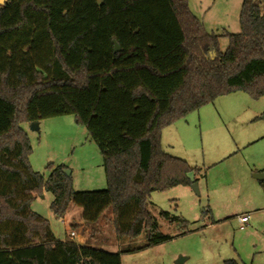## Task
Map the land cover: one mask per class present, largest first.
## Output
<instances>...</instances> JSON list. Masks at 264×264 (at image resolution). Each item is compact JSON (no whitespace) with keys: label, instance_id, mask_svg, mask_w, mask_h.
Listing matches in <instances>:
<instances>
[{"label":"trees","instance_id":"16d2710c","mask_svg":"<svg viewBox=\"0 0 264 264\" xmlns=\"http://www.w3.org/2000/svg\"><path fill=\"white\" fill-rule=\"evenodd\" d=\"M240 27L222 53L188 0L0 5V264H122L118 253L56 240L31 211L44 192L58 219L74 205L95 228L110 211L119 240L145 235L144 249L170 241L150 212L151 196L191 187L196 169L163 150V131L235 91L264 97V10L245 0ZM66 116L97 145L106 190L75 192L65 166L49 165L46 179L32 169L21 126ZM160 217L184 232L191 226Z\"/></svg>","mask_w":264,"mask_h":264},{"label":"rangeland","instance_id":"374dc122","mask_svg":"<svg viewBox=\"0 0 264 264\" xmlns=\"http://www.w3.org/2000/svg\"><path fill=\"white\" fill-rule=\"evenodd\" d=\"M244 1L188 0L205 31L219 37L222 53L229 45L226 35L241 32ZM248 1L264 10V0ZM21 127L31 141L29 161L35 172L46 179L49 165L65 166L75 192L107 189L100 151L73 116L42 121L38 131L28 124ZM161 145L197 170L198 193L178 186L151 196L150 212L170 241L144 249L145 235L119 240L110 211L95 228L83 223L82 212L74 205L67 214L71 222L58 219L50 210L54 197L47 192L36 198L31 211L49 222L56 240L118 253L122 264H224L229 260L264 264V188L254 178L264 171V97L255 100L243 91L219 97L165 129ZM161 212L190 222L189 230L165 221ZM244 213L251 216L246 232L240 231L237 221ZM213 220L215 225L207 227ZM72 232L76 237H71Z\"/></svg>","mask_w":264,"mask_h":264},{"label":"water","instance_id":"95a60500","mask_svg":"<svg viewBox=\"0 0 264 264\" xmlns=\"http://www.w3.org/2000/svg\"><path fill=\"white\" fill-rule=\"evenodd\" d=\"M6 3H7V0H0V5H5ZM114 44H115V52L118 53L120 51V47L118 46V44L116 42ZM31 128L33 131H38L39 130V123L31 124ZM65 172L68 176H71V172H69L67 170ZM187 177L192 183L191 187H192L193 191L198 193V185H197V182L195 181L194 173L188 174ZM255 178L260 182L264 181V173L256 175Z\"/></svg>","mask_w":264,"mask_h":264},{"label":"crops","instance_id":"0c3cea01","mask_svg":"<svg viewBox=\"0 0 264 264\" xmlns=\"http://www.w3.org/2000/svg\"><path fill=\"white\" fill-rule=\"evenodd\" d=\"M39 125H40V123H39ZM261 173H264V171H261V172H257V173H255V176H254V178L256 177V175H258V174H261ZM194 177H195V181L197 182V170H196V172L194 173ZM256 179V178H255ZM257 180V179H256ZM258 181V180H257ZM258 183H259V185H260V187H262V188H264L262 185H261V183H264V181H262V182H260V181H258ZM75 208H79V207H75ZM80 209V213L82 212V209L81 208H79ZM68 214V213H67ZM246 214H248V213H244V214H242V215H246ZM250 215V214H249ZM240 217V216H239ZM239 217H238V224H239V226L241 225L240 224V222H239ZM65 218H68V220L70 219L69 218V216L68 215H66L65 216ZM83 221V220H82ZM69 222H71V219L69 220ZM250 222H251V219H250V221H249V223H248V226H250ZM84 223V222H83ZM85 224V223H84ZM213 225H215L214 223H211V225H209V226H207V227H209L210 228V226H213ZM249 229H251V227L249 228ZM248 229V230H249ZM242 232H246V230H244V231H242ZM249 232H251V231H249Z\"/></svg>","mask_w":264,"mask_h":264},{"label":"built area","instance_id":"2783aa9c","mask_svg":"<svg viewBox=\"0 0 264 264\" xmlns=\"http://www.w3.org/2000/svg\"><path fill=\"white\" fill-rule=\"evenodd\" d=\"M250 219H251V216L249 214L241 215L239 217V222L241 224L240 225V231H244L246 229V226L249 223ZM71 237H73V238L76 237L74 232L71 233Z\"/></svg>","mask_w":264,"mask_h":264}]
</instances>
